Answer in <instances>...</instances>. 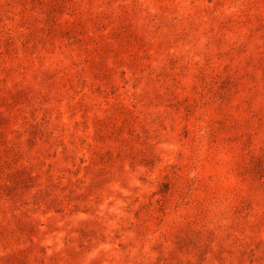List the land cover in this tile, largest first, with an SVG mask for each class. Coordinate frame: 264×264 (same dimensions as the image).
Masks as SVG:
<instances>
[{
    "label": "rangeland",
    "instance_id": "374dc122",
    "mask_svg": "<svg viewBox=\"0 0 264 264\" xmlns=\"http://www.w3.org/2000/svg\"><path fill=\"white\" fill-rule=\"evenodd\" d=\"M0 264H264V0H0Z\"/></svg>",
    "mask_w": 264,
    "mask_h": 264
}]
</instances>
